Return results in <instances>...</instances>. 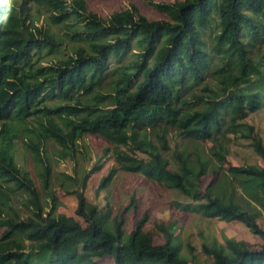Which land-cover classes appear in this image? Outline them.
I'll return each mask as SVG.
<instances>
[{
    "label": "trees",
    "instance_id": "trees-1",
    "mask_svg": "<svg viewBox=\"0 0 264 264\" xmlns=\"http://www.w3.org/2000/svg\"><path fill=\"white\" fill-rule=\"evenodd\" d=\"M35 1L77 46L44 62L41 51L61 43L26 22L23 1L20 10L0 1V188L10 183L29 204L21 219L4 216L0 207V264H200L180 253L174 221L151 225L148 211H137V199L112 214L108 203H90L76 190L75 212L83 222L55 214L52 200L42 205L33 178L39 173L20 166L15 152L21 148L41 166L45 187L44 142L72 158L87 134L113 146L118 167L98 176L96 195L117 169L139 172L188 198L175 204L180 209L241 222L263 238L255 206L264 214V140L244 119L264 108V0H141L144 10L130 5L107 15L66 0ZM211 74L220 77L219 94L204 85ZM170 128L191 142L212 140L210 155L173 150L170 170L162 154ZM226 138L248 140L261 164L223 167ZM101 166L83 173L81 187ZM204 175L211 180L202 188ZM127 210L135 211L130 231L123 227ZM156 235L163 240L156 242ZM209 253L212 264H264V245L251 248L245 241L226 238Z\"/></svg>",
    "mask_w": 264,
    "mask_h": 264
},
{
    "label": "rangeland",
    "instance_id": "rangeland-1",
    "mask_svg": "<svg viewBox=\"0 0 264 264\" xmlns=\"http://www.w3.org/2000/svg\"><path fill=\"white\" fill-rule=\"evenodd\" d=\"M22 1L24 3L20 15L26 18V22L44 28V32L52 36L57 43H61L55 45V50L48 51V49H44L41 51V55H47L44 62L51 61L52 55H55L57 50L63 49V52L71 55L73 48H75L77 44L67 39L65 28L62 23L54 24L49 20L48 15L50 11H47L42 4L37 3L35 0H6V4H13L17 7V10H20L19 4ZM66 1L68 4H73L79 8L85 6L88 10L97 12L101 15H107L114 9L130 7V5L138 6L143 10L145 9L141 0ZM219 81L220 77H216L213 74L204 77V85H206L208 90L215 93H218L216 88L218 87ZM207 92L208 91H203L202 93ZM215 93L212 95H215ZM53 103H56V101L50 102V104ZM244 121L252 125L255 132L264 140V108L249 114ZM151 136L152 139L157 142L154 135L151 134ZM165 137L169 150L166 152L162 151V154L168 159V167L170 170H174L176 165L170 156L173 150L179 151L186 147L187 151L195 150L206 153L205 155L209 156V149L211 150V148H213L212 140L204 143L191 142L178 135L174 128L168 129ZM141 138L145 139L146 136L136 135V140ZM221 143L227 149L226 163L222 164L223 167L228 166L229 163L233 165L261 164L260 158L255 154L248 140L241 139L236 142H229L226 138L225 140H221ZM112 148L113 146L106 139L97 135L87 134L80 139L79 146H77V150L71 158L63 152L61 146L57 143L50 140L44 142V154L50 165L49 178L45 187H43L41 183L43 177V175H41L43 173L41 166L38 165L36 169L33 162L30 161L27 154H25L21 148H18L15 155L19 165L26 167L31 175L39 173V176H33L38 199L42 205L45 201L48 202V200H52L55 206V214L73 216L79 222H83L82 217L75 212L77 208V197L74 191L76 190H81L90 203H97L101 207L104 206L105 203H108L112 209V214H115L118 209L127 206L131 198L137 199V211L147 210L149 214L148 222H150L151 225L153 221H174L180 253L189 260L200 264H212L209 249L215 244L222 243L226 238L233 242L245 241L251 248H258L264 245V237L261 238L252 234L241 222H226L223 220L208 219L197 213L180 209L178 205L189 201L188 198L175 190L168 189L163 185H158L139 172H125L117 169L108 189L99 191V194L96 195L95 187L98 176L100 174H105L111 167L118 168L113 158ZM104 149H107L106 152ZM123 149L129 154L135 155L137 158H147V154L140 150L131 148L130 151H128L127 148ZM97 163L102 165L101 169L91 175L86 185L81 187L83 173ZM67 175H72L74 180L68 179L66 177ZM210 180L211 175L201 176V187L204 188ZM1 186L3 188H0V200L2 202L0 207L3 215L13 216L15 219H21L28 215L29 204L26 195L21 191L13 193L10 183H4L1 184ZM255 207L256 210L260 211L256 221L264 230V214L259 206ZM46 208H48V205L45 206V209ZM127 212L128 213L125 214V223L123 227H125L127 231H130L134 225L135 211L127 210ZM1 232L2 230L0 229V234ZM154 239L156 242H161L163 240L159 235H156ZM2 243H4V240H0V244ZM102 264H110V262L106 260Z\"/></svg>",
    "mask_w": 264,
    "mask_h": 264
}]
</instances>
